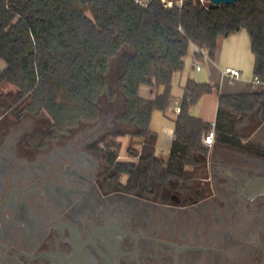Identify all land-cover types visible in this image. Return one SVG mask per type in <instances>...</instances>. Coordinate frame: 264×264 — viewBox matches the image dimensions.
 I'll list each match as a JSON object with an SVG mask.
<instances>
[{"label":"trees","instance_id":"trees-1","mask_svg":"<svg viewBox=\"0 0 264 264\" xmlns=\"http://www.w3.org/2000/svg\"><path fill=\"white\" fill-rule=\"evenodd\" d=\"M180 1L147 0L143 5L136 0H0V61L5 64L0 67V117L47 116L50 130L39 133L38 147L44 146V137L55 139L80 123L99 121L102 96L117 94L109 86L112 62L125 54L117 78L125 97V111L116 118L122 131L90 145L103 151L108 163L102 188L163 202L166 191L195 195L207 167L204 135L213 128L230 134L256 110L263 121L264 88L219 95L213 126L194 116L191 108L217 87L189 80L166 157L156 152L153 114L171 106L174 76L184 71L193 45L215 60L219 38L242 28L251 34L254 75L264 83V0L220 7ZM194 58L203 55L195 51ZM144 87L156 91L154 99L140 95ZM126 135L140 145L128 148L135 162L118 160L122 143L117 138Z\"/></svg>","mask_w":264,"mask_h":264},{"label":"flooded vegetation","instance_id":"flooded-vegetation-1","mask_svg":"<svg viewBox=\"0 0 264 264\" xmlns=\"http://www.w3.org/2000/svg\"><path fill=\"white\" fill-rule=\"evenodd\" d=\"M73 154L0 151V264H264V170L207 158L195 195L163 202L104 190Z\"/></svg>","mask_w":264,"mask_h":264},{"label":"crops","instance_id":"crops-1","mask_svg":"<svg viewBox=\"0 0 264 264\" xmlns=\"http://www.w3.org/2000/svg\"><path fill=\"white\" fill-rule=\"evenodd\" d=\"M194 52L193 45L186 58L184 71L174 76L172 90L174 99L171 106L166 112H162V115H157L156 125L153 124L156 111L152 117L151 128L158 134L156 152L160 156L166 157L171 151L177 118L173 109L176 103H180L183 99L189 80L209 83L217 87V91L204 95L191 108V113L194 116L213 123V126L217 119L219 95L254 93L264 88V85L259 86L253 83L255 54L252 50L251 34L246 28L229 32L220 37L216 59L212 60L207 56L197 60L198 63L201 62L200 70H196ZM227 67L239 70L240 76L233 79L224 74ZM163 90L161 88L160 92H163ZM140 95L152 100L155 98L156 91L144 87L141 89ZM260 115L261 112L254 111L244 125L239 126L235 129L236 131L230 134L215 132L214 144L211 147L207 146L209 149L207 158L220 161L223 169L233 170L231 167L236 166L245 169L264 170V120H259ZM228 135L232 138V141L227 140L226 136ZM237 141L241 144H234ZM135 161L136 158L128 162Z\"/></svg>","mask_w":264,"mask_h":264},{"label":"rangeland","instance_id":"rangeland-1","mask_svg":"<svg viewBox=\"0 0 264 264\" xmlns=\"http://www.w3.org/2000/svg\"><path fill=\"white\" fill-rule=\"evenodd\" d=\"M201 2L208 1L201 0ZM168 6H172V3H168ZM126 57L127 55L122 54L112 62L108 75L109 86L117 94L113 98H109L106 94L102 96L100 100L101 118L99 121L80 123L69 132L56 135L57 138L55 139L44 137V146L38 147L36 145L40 141L39 133L50 130V122L47 116L34 117L26 114L17 117L5 115L0 117V151H4L6 146L12 145L16 160L27 162L31 166L40 160L58 158L59 161H64L74 153L73 155L83 163L84 170L87 169L92 172L95 178L107 172L109 168L105 153L91 148L90 145L113 131H122V127L118 125L116 118L118 114L125 111V97L119 89L117 78L123 69ZM0 67H5L2 61H0ZM161 113L162 111L156 110L153 118L154 125H156L157 115H162ZM117 140L122 143L118 160L126 162L133 160L134 157L129 155L128 148L129 146L140 148L137 141H133L130 135L118 137ZM207 170L208 166L202 177L205 176ZM126 179V176L122 177V181H126Z\"/></svg>","mask_w":264,"mask_h":264},{"label":"built area","instance_id":"built-area-1","mask_svg":"<svg viewBox=\"0 0 264 264\" xmlns=\"http://www.w3.org/2000/svg\"><path fill=\"white\" fill-rule=\"evenodd\" d=\"M136 1L141 2L143 5H145L147 2V0H136ZM194 49L196 52H200L203 55V57H207V53L204 49L200 48L197 45H194ZM194 63L196 65V70H200L201 69L200 63H198L196 59L194 60ZM224 74L230 76L233 79L240 76L239 70L231 68V67H227L224 70ZM253 83L256 85H259V86L264 85V83L262 82V80L258 76L254 77ZM180 111H181L180 103H176V105L174 106L173 112L176 115H178L180 113ZM214 141H215V129L213 128L209 133L204 135L203 143H204V145L211 147L214 144Z\"/></svg>","mask_w":264,"mask_h":264},{"label":"water","instance_id":"water-1","mask_svg":"<svg viewBox=\"0 0 264 264\" xmlns=\"http://www.w3.org/2000/svg\"><path fill=\"white\" fill-rule=\"evenodd\" d=\"M212 7H220L225 5H232L240 0H207Z\"/></svg>","mask_w":264,"mask_h":264}]
</instances>
